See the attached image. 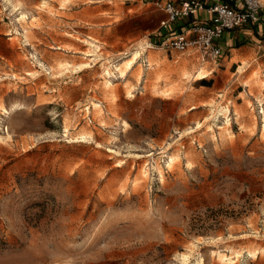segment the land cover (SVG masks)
Returning a JSON list of instances; mask_svg holds the SVG:
<instances>
[{
  "label": "rangeland",
  "instance_id": "obj_1",
  "mask_svg": "<svg viewBox=\"0 0 264 264\" xmlns=\"http://www.w3.org/2000/svg\"><path fill=\"white\" fill-rule=\"evenodd\" d=\"M157 1L0 0V264H264V49L222 77Z\"/></svg>",
  "mask_w": 264,
  "mask_h": 264
},
{
  "label": "built area",
  "instance_id": "obj_2",
  "mask_svg": "<svg viewBox=\"0 0 264 264\" xmlns=\"http://www.w3.org/2000/svg\"><path fill=\"white\" fill-rule=\"evenodd\" d=\"M165 11L166 17L160 21L161 29L167 31L161 47L185 52L190 48L210 59L222 57V48L217 41L225 31H230L250 23H257L263 8L262 0H216L206 4L202 0H183L176 4L173 0L157 3ZM205 11L210 17L206 21H190L182 30H173L171 25L177 20L189 19ZM143 65L150 69V63L143 59Z\"/></svg>",
  "mask_w": 264,
  "mask_h": 264
},
{
  "label": "crops",
  "instance_id": "obj_3",
  "mask_svg": "<svg viewBox=\"0 0 264 264\" xmlns=\"http://www.w3.org/2000/svg\"><path fill=\"white\" fill-rule=\"evenodd\" d=\"M159 1L160 0H158L157 3H165L168 0H161V2ZM173 1L176 4H180L183 0ZM202 1L206 4H211L216 0ZM262 3L263 8L260 14V20L257 23H250L230 31H225L222 36V42L224 44L225 49H223L220 46V43L217 41V44L222 48L223 51L221 65L225 68L221 69L219 72H216H218L222 77L225 76V73L228 69H235L236 66L237 70L231 72L237 73L238 67L242 65V59H250L254 56L258 57L262 49H264V0H262ZM160 17L161 20L164 19L166 17V13L160 15ZM209 17L210 16L205 11H200L197 15L192 16L189 19L178 20V22L176 24H172L171 27L173 30H182L185 25L190 21H206L207 19H209ZM158 30L160 31L155 35V37H149V39L153 40L155 43H157L158 41L161 42L164 39V35L167 33V31L161 29L160 26ZM170 51L172 52V50ZM152 54L154 57H157L159 53L157 51H152ZM167 55L169 56L168 53ZM168 61L171 62L172 59L168 57ZM208 78L198 80L199 84L196 86V89L200 92H207L208 87L205 81L209 80Z\"/></svg>",
  "mask_w": 264,
  "mask_h": 264
},
{
  "label": "bare ground",
  "instance_id": "obj_4",
  "mask_svg": "<svg viewBox=\"0 0 264 264\" xmlns=\"http://www.w3.org/2000/svg\"><path fill=\"white\" fill-rule=\"evenodd\" d=\"M139 56H140V51L138 49L133 50L132 54H131V57L126 59L124 61V63H123V65H125L124 68H126L127 70H132L133 69V65L136 63V61L139 58ZM124 68L122 67V64L116 65V69H117L118 74L120 75V77H124L125 76V69ZM106 71L107 72L105 73V75H107V77L109 78L107 80V82H106L107 85L108 86H112V85L114 86V83L111 80V77L114 75V72L111 69H109V68L106 69ZM206 73L207 72H199L198 73V77L200 76L199 77L200 79L205 78V77L208 76V74H206ZM185 74L187 75V73H185ZM137 75H138V78H141V73L140 72L137 73ZM165 92H166V90H165ZM128 94L129 95H133V91H131L129 89ZM228 112H229V108L226 109V113H228ZM174 160H175V157L171 158V162H173ZM262 252H264V248H263ZM250 253L253 254V255H257V252H255V251H250ZM232 254H236L234 257L239 256V254L235 253V252L234 253L232 252ZM218 256H219L220 260L223 261V262H233V257L232 256H228L227 254H223L221 252H219ZM198 264H204V261L201 260Z\"/></svg>",
  "mask_w": 264,
  "mask_h": 264
}]
</instances>
